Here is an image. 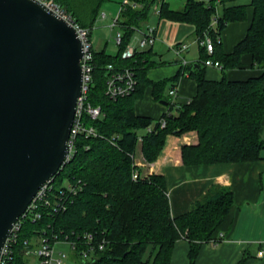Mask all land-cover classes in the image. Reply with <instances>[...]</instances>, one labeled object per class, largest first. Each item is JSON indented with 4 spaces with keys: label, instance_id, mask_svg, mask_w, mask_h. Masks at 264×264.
Wrapping results in <instances>:
<instances>
[{
    "label": "trees",
    "instance_id": "trees-1",
    "mask_svg": "<svg viewBox=\"0 0 264 264\" xmlns=\"http://www.w3.org/2000/svg\"><path fill=\"white\" fill-rule=\"evenodd\" d=\"M55 1L78 23L93 30L105 0ZM134 1L141 6L125 5L119 16L122 32L119 51L110 55L105 49H92L93 80L88 101L93 106H100L102 113L97 119L84 114V126H94L98 135L79 134L75 155L54 176L53 191L66 190L62 199L66 201L65 208L55 211L52 207L42 206L39 218H24L10 264H29L26 251L34 247L33 240L40 238H47L51 245L65 240L75 242L74 258L78 264H171L176 241L185 238L190 243V264H194L202 244L219 242L214 236L230 211L233 192L229 188L214 187L190 211L174 217L164 175L133 179V172L139 170L133 156L139 138H142V152L147 162L158 158L167 135H182L189 131L197 132L198 143L183 145L186 165L262 158L264 0H252V23L231 53L222 49L221 32L228 23L246 19V5L225 6L223 15H219L217 7L232 0H186L179 10L172 9L166 0ZM158 2L161 17L194 23L199 39L209 32L214 51L209 54L206 46L201 45L204 61L209 58L220 61L225 72L240 66L242 56L250 53L253 64L263 69V73L246 79H229L224 75L220 80H212L206 78L204 68L197 62L195 69L189 67L198 83L197 94L178 110V114L174 113L175 104L162 97L167 81L153 82L147 76L154 63L149 56L150 50L123 57L127 45L147 22L152 6ZM110 64L114 70L128 68L134 72L136 85L129 95L112 98L107 94ZM149 84H153L154 97L163 99L170 106L161 118L167 122L163 128L161 119L154 121L135 112L134 102L143 96ZM150 126L153 127L151 130ZM66 180L79 186L76 193L63 187ZM87 233L94 235V245L106 241L103 250L96 247L91 259L81 255V250L88 246ZM26 240L30 241L29 246L25 244ZM245 259L237 264H245Z\"/></svg>",
    "mask_w": 264,
    "mask_h": 264
},
{
    "label": "crops",
    "instance_id": "crops-1",
    "mask_svg": "<svg viewBox=\"0 0 264 264\" xmlns=\"http://www.w3.org/2000/svg\"><path fill=\"white\" fill-rule=\"evenodd\" d=\"M180 2L181 4L169 2V5L172 9L179 10L185 6L186 0ZM160 5L156 4L154 11L156 15L152 16L151 20L148 18L151 24L147 20L146 25L139 30L140 36L137 37L135 34L130 43L138 46L143 31L148 25L154 26L156 34L154 44L143 48L138 46V51L150 50L149 56L154 63L147 71L148 78L153 82L167 81L162 92L164 100H172L169 91L172 87H177L178 94L175 98L176 103L174 102L177 110L197 94L198 83L191 75V68L195 69L197 62L204 68L206 78L212 80H220L224 75L229 79H246L263 73V69L253 64L250 53L242 56L240 66L225 72L214 66H206L201 58L202 43L196 34V25L161 17ZM239 5H246V19L230 22L222 30L221 42L225 53H231L236 44L246 36L254 17V7L252 0H232L217 7V13L223 15L225 6ZM102 16L107 17V14ZM182 44L187 47L178 54L176 48ZM183 61L186 62L185 65L182 64ZM163 99L154 97L153 84H149L143 96L134 102L136 114L154 121L160 120L170 107ZM261 137L264 139V120ZM197 143L196 131L182 135L169 134L158 158L153 162H147L143 152L137 158L138 144L142 151V141L138 140L135 163L142 176L152 174L165 176L171 213L174 217L190 211L214 187L232 190L234 200L230 211L214 236L216 239L220 238L219 242L202 244L194 264H237L244 257L245 264H264V149L261 152L262 158L256 161L186 165L183 161L182 147L185 144ZM189 249L190 243L187 239H178L171 264H190ZM260 251H263L262 255L259 254Z\"/></svg>",
    "mask_w": 264,
    "mask_h": 264
},
{
    "label": "water",
    "instance_id": "water-1",
    "mask_svg": "<svg viewBox=\"0 0 264 264\" xmlns=\"http://www.w3.org/2000/svg\"><path fill=\"white\" fill-rule=\"evenodd\" d=\"M83 56L74 27L41 1L0 0V254L66 163Z\"/></svg>",
    "mask_w": 264,
    "mask_h": 264
},
{
    "label": "built area",
    "instance_id": "built-area-1",
    "mask_svg": "<svg viewBox=\"0 0 264 264\" xmlns=\"http://www.w3.org/2000/svg\"><path fill=\"white\" fill-rule=\"evenodd\" d=\"M41 1L45 6H47L49 9H51L56 14L60 15L62 18L66 19L76 30L79 37L82 39V42L84 44V56L81 60V67L83 71V86H82V92L80 97L78 98L77 102V108L75 113L74 122L71 129V135L69 139V150L66 156V161L69 162L73 156L75 155V144L76 139L79 134L86 133L87 136L93 135L97 136L98 131L94 126L86 127L83 124V116L84 114H89L92 119H97L101 116V107L100 106H93L88 101V93L90 84L93 80V65H92V59H93V42H92V29L88 27L82 26L80 23L76 21V19L68 12L60 3L56 2L55 0H39ZM200 1H206V0H200ZM132 4L134 6H138V4L134 0H125L122 4L121 10L124 8L125 5ZM121 10L114 18L113 23L111 24V27L114 28L118 25L119 16L121 13ZM216 23V20L212 23L213 25ZM156 40V34H155V28L154 26L148 25L146 30L143 31V37L139 39V47H145L147 45H153ZM117 43H121L122 41V32L118 31L116 36ZM202 45L206 46L207 51L209 54H212L214 51V41L211 35L208 31L204 33V37L200 39ZM138 46H136L134 43H129L126 47V49L123 52L124 58L132 57L137 51ZM187 47V45L182 44V46L176 48V52L178 54L181 53L182 50H184ZM185 61H183V65H185ZM206 66H214L217 68L222 69L223 65L220 61H215L211 58L206 59L204 61ZM108 77H107V86H106V92L107 94L112 98H117L120 96L129 95L135 88L136 85V78L134 75V72L128 68L124 70H114L113 66L110 64L108 65ZM169 94L172 98L171 102L174 104L175 98L178 94L177 87L174 86L170 89ZM176 103V102H175ZM166 120L161 119L160 124L161 127L166 126ZM153 127L150 126L149 130H151ZM139 141H142V138H139ZM135 159V153L133 154ZM136 164V163H135ZM144 176L139 172V170H135L133 172V179H140ZM53 180L54 177L51 178L49 181H47L38 191L30 205L28 206L25 213L20 217V219L14 224L10 234L5 240L2 252L0 254V264H10L13 260V246L18 240L19 231L22 227L24 218L30 217L33 220H36L40 217L39 208L42 206H48L52 207L53 210L58 211L65 208V200L63 199V196L65 197L66 190L62 189L58 193L54 190L53 191ZM66 187L68 191L77 192V189L79 186H75L70 181H65L63 187ZM48 193H50V196H48ZM87 239V248L81 250L82 258L84 259H91L93 256V253L96 250V247L98 246L99 249L103 250L106 246V241L103 240L99 242L98 244L94 245L92 242L94 240V235L92 233L86 234ZM58 242H67L69 243L71 249H76V243L71 241H58ZM57 243V242H56ZM26 245H30V241H25ZM34 247H30L26 251L27 254H35L40 259L41 264H65V261L68 257V254L64 251H58L56 252L55 246L51 245L47 238H40L37 240V243L34 245ZM260 255L263 254V251L259 252Z\"/></svg>",
    "mask_w": 264,
    "mask_h": 264
},
{
    "label": "rangeland",
    "instance_id": "rangeland-1",
    "mask_svg": "<svg viewBox=\"0 0 264 264\" xmlns=\"http://www.w3.org/2000/svg\"><path fill=\"white\" fill-rule=\"evenodd\" d=\"M125 0H105L102 3V6L100 8V12L98 14L97 20L95 21L93 25L92 30V41H93V49L96 51L100 50H106V52L110 55H114L119 51V46L116 41V36L118 31L120 30L119 25L115 26L114 28L111 27V24L113 23V19L118 16L122 4ZM169 1L171 4H181L180 0H166ZM157 3H154L152 6L149 18L151 20L152 16L156 15L155 7ZM159 4V2H158ZM107 14V17H103V14ZM148 22L151 24V21L148 20ZM146 24L144 23L143 26ZM141 32L138 30L136 31V36H140ZM179 110V109H178ZM177 108H175V112L177 114L179 111ZM141 147L140 144H138L137 147V158L141 155ZM34 245L36 244L37 240L32 241ZM56 252L58 251H64L68 254V257L65 261V264H78L75 260V253L74 250L71 249L69 243L67 242H57L54 244ZM36 248V246H34ZM26 261L29 264H41L40 259L35 254H27L26 255Z\"/></svg>",
    "mask_w": 264,
    "mask_h": 264
},
{
    "label": "bare ground",
    "instance_id": "bare-ground-1",
    "mask_svg": "<svg viewBox=\"0 0 264 264\" xmlns=\"http://www.w3.org/2000/svg\"><path fill=\"white\" fill-rule=\"evenodd\" d=\"M218 239H220V238H218Z\"/></svg>",
    "mask_w": 264,
    "mask_h": 264
}]
</instances>
